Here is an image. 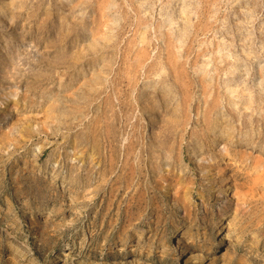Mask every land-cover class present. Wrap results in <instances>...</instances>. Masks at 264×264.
<instances>
[{"label":"rangeland","instance_id":"rangeland-1","mask_svg":"<svg viewBox=\"0 0 264 264\" xmlns=\"http://www.w3.org/2000/svg\"><path fill=\"white\" fill-rule=\"evenodd\" d=\"M147 1L0 0V264H263L264 0Z\"/></svg>","mask_w":264,"mask_h":264},{"label":"bare ground","instance_id":"bare-ground-1","mask_svg":"<svg viewBox=\"0 0 264 264\" xmlns=\"http://www.w3.org/2000/svg\"><path fill=\"white\" fill-rule=\"evenodd\" d=\"M147 3L148 4H152V1L151 0H148L147 1ZM95 83L96 84H101V81L99 82V79H96L95 80ZM162 83H161V86L160 87H162ZM165 87V86H164ZM165 91H166V94H164V96H165V98L166 97H168L170 94H172V91L169 89V88H165ZM168 100L170 101L171 100V98L169 97L168 98ZM254 102V100H252V98H250L248 101H247V104H248V106L246 107L247 109L248 108H251V104ZM177 111H178V107H174V109H173V114H175V113H177ZM172 114V115H173ZM165 124H171V125H169L170 126V128L171 129H176V127H177V120H169V122H166ZM215 126L216 125H211L210 126V128H209V130H213L214 128H215ZM221 134H223V133H221ZM27 135V134H26ZM220 137H222V136H220ZM167 136L166 135H163V138L162 139H158V142H157V145H156V147H160V145H163L166 141H167ZM244 142H245V145H251L252 143H253V141H251V139H244L243 140ZM194 143L192 144L193 145V150H195V152H197V151H199L200 149H201V147H202V144H198L197 142H195V140L193 141ZM149 152L151 151L150 149L148 150ZM223 182L224 183H228V179L227 178H224L223 179ZM263 264H264V258H263Z\"/></svg>","mask_w":264,"mask_h":264}]
</instances>
